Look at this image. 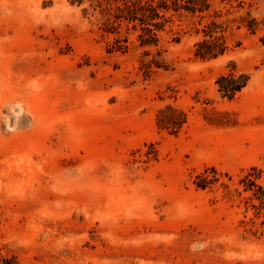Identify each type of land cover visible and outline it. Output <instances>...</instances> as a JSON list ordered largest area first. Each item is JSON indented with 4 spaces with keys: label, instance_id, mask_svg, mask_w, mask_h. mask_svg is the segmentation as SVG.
I'll use <instances>...</instances> for the list:
<instances>
[{
    "label": "rangeland",
    "instance_id": "1",
    "mask_svg": "<svg viewBox=\"0 0 264 264\" xmlns=\"http://www.w3.org/2000/svg\"><path fill=\"white\" fill-rule=\"evenodd\" d=\"M71 1L0 0L1 260L264 264V214L240 183L264 187V0L215 3L205 15L259 27L232 25L208 61L193 56L207 19L176 15L159 44L168 69L147 76L155 48L130 34L116 51L124 30L100 29L104 0ZM232 65L250 81L229 101L215 81ZM166 105L188 116L177 135L156 125Z\"/></svg>",
    "mask_w": 264,
    "mask_h": 264
},
{
    "label": "trees",
    "instance_id": "2",
    "mask_svg": "<svg viewBox=\"0 0 264 264\" xmlns=\"http://www.w3.org/2000/svg\"><path fill=\"white\" fill-rule=\"evenodd\" d=\"M75 1L72 0L71 3ZM219 5L232 8L233 3H237V8H241V0H104V4L98 2L101 14V30L105 34L119 35L124 30L122 39L116 38V51L126 52L129 44V35H135L137 46L142 49L155 48L154 54L148 50L143 51L145 60L141 62V69L145 76L153 69L167 70L162 53L159 50L161 35L170 26L173 18L181 13L199 17L198 24L205 19L207 22L201 30H196V35L200 38L193 45V56L202 61L217 59L224 56L230 50L227 44V34L234 25L236 30L245 29L250 34H255L259 27V22L253 18L249 12L238 19L222 20L221 11H214L213 15H205L212 10V7ZM230 10L226 9V14ZM264 66V59L261 62ZM250 75L238 72L234 65L226 74L220 75L216 81V89L221 98L229 101L235 99L249 84ZM188 124L187 114L172 105H166L158 110L156 114V125L159 130L167 131L171 135L179 134ZM215 173V170L212 169ZM250 174L245 175L240 183L244 185L243 191H252L250 200H257V205H252L255 215L264 214V187L255 183ZM256 179V178H255ZM218 181L215 176L212 179L204 177L203 184L197 187L203 188L205 185ZM3 264H13L11 260H1Z\"/></svg>",
    "mask_w": 264,
    "mask_h": 264
}]
</instances>
